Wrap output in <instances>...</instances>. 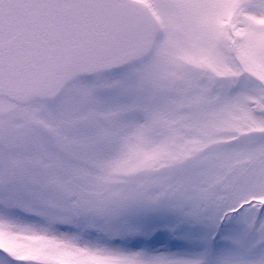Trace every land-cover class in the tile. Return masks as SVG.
I'll return each instance as SVG.
<instances>
[{
    "label": "snow or ice",
    "instance_id": "6c2138e0",
    "mask_svg": "<svg viewBox=\"0 0 264 264\" xmlns=\"http://www.w3.org/2000/svg\"><path fill=\"white\" fill-rule=\"evenodd\" d=\"M0 264H264V0H0Z\"/></svg>",
    "mask_w": 264,
    "mask_h": 264
},
{
    "label": "rangeland",
    "instance_id": "374dc122",
    "mask_svg": "<svg viewBox=\"0 0 264 264\" xmlns=\"http://www.w3.org/2000/svg\"><path fill=\"white\" fill-rule=\"evenodd\" d=\"M60 227H61V230H64V227H65V226H60ZM163 240H164V234L159 233V234H157L156 237L151 241V244H152L153 246H159V245L163 242ZM175 246H176V244H175V242H173V247H175Z\"/></svg>",
    "mask_w": 264,
    "mask_h": 264
}]
</instances>
